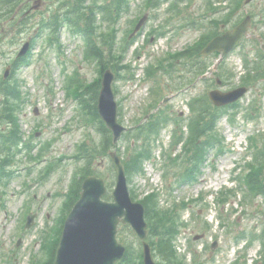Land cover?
<instances>
[{
  "label": "rangeland",
  "instance_id": "374dc122",
  "mask_svg": "<svg viewBox=\"0 0 264 264\" xmlns=\"http://www.w3.org/2000/svg\"><path fill=\"white\" fill-rule=\"evenodd\" d=\"M131 1V12L124 17V19L119 24V33L117 35V46H120L126 36L127 31L132 26V21L136 19V15H140L144 9V0H130ZM209 0H194L190 7L186 6V0H182L179 4V8L182 9V14H180L175 21L176 26L185 24L186 20L199 18L200 13L203 12L202 6ZM213 1V0H212ZM219 3V2H218ZM171 2L166 3L161 9L157 11H149V16L151 14L158 15V19H152L145 26L144 34L138 38L137 46L131 47L129 52L122 62H119V69L125 65L130 66L132 69L137 70V75L135 81L121 80L116 83L118 88V101L122 108V123L125 126L132 127L138 119L144 117L145 106L152 101V96L150 94L153 86L155 85L152 81H142L145 74V68L150 65V63H156L159 58H164L167 56V49L179 48L182 49L185 45L189 44L196 36H198L202 31L193 30L187 28L188 30L180 29L179 32L184 31V35H180L176 39L168 35L166 38L158 40L156 37H152V45L146 43L148 34L152 27L157 26L162 23L167 17L166 12L170 7ZM218 6L220 4H217ZM202 8V9H201ZM242 12V17H244L248 12L250 13H261L264 9V0H257L250 6H245ZM53 8H46V11L38 13L37 16L28 25L31 29L29 35H34L38 31V22L42 16H48V12ZM186 18V20H185ZM259 21L256 20V24H253L249 39L245 47L239 48V50L233 54L228 60L227 65L230 68H234L236 72H240L242 66V58L239 55L246 48L251 49V42H255L254 39L258 35L264 34V22L261 15L258 17ZM254 20V21H255ZM46 35L38 36L36 38V47L33 51L31 57V63L29 66L22 68L16 79L22 84L21 95L23 94L22 100L24 99V104H22V112L20 114V123L22 130L28 138L31 137L32 133H35L39 125L46 124L49 118H53L54 123L46 126H41L38 130L40 134L39 137L35 138V142H43L46 139H57L58 142L52 147V153L50 158L58 159L63 153V149L67 151L65 154L67 160L63 161V164L58 168L54 174L46 181L42 183H37L30 187L27 193L22 196L18 192L23 186L24 182H32L36 178H18L10 182L7 187V194L4 198L0 200L3 206H0V264H5L6 253L12 249H15L18 241L17 228L22 221V214L25 202L27 200L28 194H33L35 196L34 202L36 203L35 214H37L34 226L26 230V234L22 240L19 247L15 249V255L13 259L14 264H29L31 256L35 254L40 255V260L43 261L47 258V253L42 252L41 246L44 244V239L42 235L48 237L50 234H55L52 231L56 223H60L61 219L65 213V198L68 190V186L72 179V176L76 170L77 164L75 161L70 160L73 158L77 152V145L85 140L88 134H92L94 139H99L100 135L97 133L96 123L93 122L92 118L87 119L85 122H79L80 117L78 116V104H73L69 108H63V105L67 101L64 91V74L65 69L67 73H71L76 69H79L83 78L87 82H93L97 76V67L94 63H82L83 56V40L74 36L72 32L66 27L63 29L60 39L62 44L61 54L57 50V46L51 47L45 40ZM31 37V36H27ZM17 46L11 47L10 51H14ZM19 47V46H18ZM139 50V56L135 57L136 49ZM121 56V51H118L115 58ZM252 56V55H251ZM216 61V57H212L210 62ZM12 63L8 57L0 56V82L3 80L4 72L6 67ZM116 65V62H114ZM211 77V76H210ZM161 82L167 84L166 91L164 90V96L171 98L169 102L170 106L173 107L175 113L185 112L184 117L188 118L191 111L188 106L190 97L195 94V87L197 91L201 92L203 95L206 89L211 86V81L208 78L201 82L196 81L195 87L186 88L182 90L183 92L173 91L169 92L172 87L173 81L165 82L164 78H160ZM13 81V80H11ZM240 78H236L231 81L226 88H230L232 85L238 84ZM53 89V93L49 89ZM165 89V88H164ZM264 91V85L259 92ZM166 94V95H165ZM258 97V101L262 102L264 105V93L256 95L252 93L249 94L242 102V108L236 113L235 112V122L230 124L228 119H223L219 124V129L222 131L224 136H226V147L235 150L234 153L225 154L222 158L217 160H212V162L204 170V174L200 179V182L194 186H185L179 190H175L172 195H169L166 189V183L163 181V162L159 159L160 151L156 152V159L152 163L145 164V177H135L133 178V186L136 189L139 198H143L145 193L151 191L152 189L160 190L162 192V206L170 207L174 200L185 201L190 203V209L183 214L184 220L188 223V226L183 229L182 235L179 240L178 251L181 254H189V262L191 258V252L197 253L202 256L204 262H209V264H226L228 261L237 256L240 251L237 247V253L234 255V235L229 234L225 229L219 228V222L217 219L220 216H224V219H228L230 214L234 211L237 213L236 218H240L238 226L240 229L243 228H260L263 218H264V201L262 199L257 200L256 206H254L250 213L246 216L240 214L241 206L238 203L241 201V196L233 199L234 206L226 207L224 212L219 208L217 204V197L219 192L224 189V187L231 186V181L236 177L235 168L239 167L238 164L243 162V160L248 156L246 151L248 147V138L253 133L260 134L261 130H264V107L263 113L257 118L255 122H248L245 120L246 108L252 105V101ZM37 110L38 114L35 115L34 111ZM81 116V115H80ZM86 118V116H85ZM70 122L72 127H67ZM172 128H168L166 132L163 133L162 142L164 146L168 149L172 141ZM121 154L122 157H126V149L128 142L122 141L121 143ZM177 152L182 150L179 146ZM240 154V155H239ZM48 158V157H47ZM211 158L214 159V154ZM227 161V164L223 165ZM48 163L39 165L38 170H42L44 166ZM111 160L105 158L97 162L96 172H110ZM21 167L17 168L16 174L21 176ZM38 170L34 173V177ZM115 180V172H114ZM108 184V183H107ZM114 189V188H113ZM60 194L62 196H60ZM241 195V194H240ZM204 197L203 199L196 201L198 198ZM31 197V198H33ZM30 203V202H29ZM213 224V229L210 231H205L202 233V226L205 224ZM58 226V225H57ZM237 226V228H238ZM203 234L204 237L198 241L194 240L197 235ZM51 240V236L49 238ZM217 240V247L213 250V242ZM192 243V245H190ZM191 248L193 250H191ZM255 250L259 251V246L253 247ZM251 249L246 250V257H253L255 252H251ZM214 252V254H213ZM242 254V253H241ZM239 255V254H238Z\"/></svg>",
  "mask_w": 264,
  "mask_h": 264
},
{
  "label": "water",
  "instance_id": "95a60500",
  "mask_svg": "<svg viewBox=\"0 0 264 264\" xmlns=\"http://www.w3.org/2000/svg\"><path fill=\"white\" fill-rule=\"evenodd\" d=\"M247 22L236 29L234 37L228 33L217 40L209 48L224 49L228 44L233 47L237 40L246 32ZM233 37V38H231ZM113 76L107 74L101 98V113L119 137L122 129L116 124V105L111 93ZM119 167V162L116 160ZM84 195L69 215L56 264H115L123 256L124 250L116 241L117 226L122 217L124 222L131 223L141 235H144L143 211L128 198L126 184L121 172L119 187L116 192V204L101 201L105 190L98 181H88L84 187ZM146 264H153L147 251Z\"/></svg>",
  "mask_w": 264,
  "mask_h": 264
},
{
  "label": "trees",
  "instance_id": "16d2710c",
  "mask_svg": "<svg viewBox=\"0 0 264 264\" xmlns=\"http://www.w3.org/2000/svg\"><path fill=\"white\" fill-rule=\"evenodd\" d=\"M91 15H93V11H91ZM93 53V58L95 60H98L102 65L104 64V57L102 55V51L99 49H94V51H92ZM96 87H99V84L95 85ZM92 87V91L95 93L96 92V87ZM6 108L3 111V113L6 115L5 119L7 121H9L12 124H15V113L13 111V106L11 104H9V102H6ZM96 115V113H95ZM101 124V129L104 133H106V128L104 127V125L102 124V122L100 121ZM206 128L203 127L202 121L201 119L196 123L195 125V129H194V142H196L199 137L201 135H203L205 132ZM139 165L138 161H135L133 163V165L129 168L130 171H134L135 168H137ZM89 175L88 171L84 172L83 177H86ZM251 183H252V188L255 191L261 192V190L264 188L263 183L260 182V175L259 173H257L256 175L253 174V176L251 177ZM80 182H78V184L76 185V189L75 191L72 193V197L70 199V204L68 206V208H71L74 203L77 201L79 195H80ZM154 198H148L144 200L145 206L148 209V216L150 218L151 221V225L153 226V236H154V241H153V246L155 247V249L162 254L168 264H181V262L176 258V253L175 250L173 248L172 245V241L175 238V220L171 217V218H166L164 217L162 214H160L159 212H155V207H154V202H153ZM55 250H53V255H54ZM53 261V260H52ZM50 260V262L48 264H53Z\"/></svg>",
  "mask_w": 264,
  "mask_h": 264
}]
</instances>
